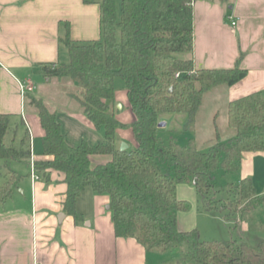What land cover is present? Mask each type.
I'll return each mask as SVG.
<instances>
[{
    "label": "trees",
    "instance_id": "16d2710c",
    "mask_svg": "<svg viewBox=\"0 0 264 264\" xmlns=\"http://www.w3.org/2000/svg\"><path fill=\"white\" fill-rule=\"evenodd\" d=\"M99 4L100 37L97 40L70 39L64 24L68 62L43 66L47 78H68L76 87L75 99L82 113L101 129L104 143L90 146L86 141L72 147L61 133L56 111L34 96H24L44 130L42 155L35 161L37 172L49 178L50 171L62 175L66 185L62 210L75 221L82 219L76 200L85 188L108 197L116 237L134 238L146 250L165 252L187 247L179 264H264V240L256 246L234 239L199 240L196 229L180 231L177 215L189 204L176 195L178 184H191L205 197L214 189V173H236L243 152H264V97L253 92L226 103L227 125L233 137L221 142L217 127L207 151L197 148L194 139L183 144L176 138L163 140L158 127L163 114H187L190 127L207 95L224 89L246 75L238 60L230 68H200L179 54L193 48L195 0H84ZM119 7V10H118ZM176 74L178 76L176 77ZM124 82V91L134 121L118 122L114 78ZM27 107V106H26ZM9 115L0 113V160L25 158L28 135L19 148L6 145ZM129 127L136 146L120 151L115 145L118 128ZM110 155L108 162L92 166L90 156ZM12 177H16L13 173ZM11 181L0 186V203L10 196ZM206 199V209L214 202ZM228 202H220L224 218L236 213L245 220L264 202L249 178L232 186Z\"/></svg>",
    "mask_w": 264,
    "mask_h": 264
},
{
    "label": "crops",
    "instance_id": "0c3cea01",
    "mask_svg": "<svg viewBox=\"0 0 264 264\" xmlns=\"http://www.w3.org/2000/svg\"><path fill=\"white\" fill-rule=\"evenodd\" d=\"M192 8L193 48L186 59L200 68H230L238 60L246 75L224 89L226 103L253 92L264 97V0H195ZM99 16L95 1L0 0V113L9 115L13 132V139L6 140V133L4 142L19 148L22 138L28 135L25 147L29 150L26 169H18L15 160L0 165V186L13 183L10 196L0 203V264H179L184 251L179 247L165 252L149 251L134 238L116 237L106 195L85 188L76 200L82 219L75 221L62 210L66 190L62 175L50 171L47 178L36 171L38 177L34 180L30 175V159L47 158L42 155L44 130L35 110L25 106L19 84L32 85L34 89L28 95L44 102L41 95L35 94L38 79L46 77L43 66L68 62L60 40L65 36L64 24L68 23L71 40H97ZM232 21L236 22L234 26ZM118 101L122 104L115 117L128 126L134 115L125 91L115 94V102ZM44 104L56 111L68 145L76 147L83 140L90 146L104 143L103 131L90 123L80 107L70 104L50 108L46 101ZM123 142L127 149L136 146L129 127L116 130L115 145L119 147ZM110 158L92 155L90 163H105ZM13 173L16 177H12ZM235 174L236 182L249 178L256 195L264 197V152H243ZM176 195L189 203L188 210L177 215L178 230H198L200 209L195 188L178 184ZM220 213L224 217L221 208ZM221 220L236 230L237 241L256 246L264 240V202L250 211L245 220L236 213Z\"/></svg>",
    "mask_w": 264,
    "mask_h": 264
},
{
    "label": "rangeland",
    "instance_id": "374dc122",
    "mask_svg": "<svg viewBox=\"0 0 264 264\" xmlns=\"http://www.w3.org/2000/svg\"><path fill=\"white\" fill-rule=\"evenodd\" d=\"M117 6H119V0H117ZM179 56L181 58H186L187 53H181ZM47 79V77H40L38 79L39 81L37 83L35 94L41 95L50 108H65L70 104L72 107H80L75 99L67 97V93L78 96L77 87L68 78H63L60 82H56V78H50L49 81H46ZM114 91L117 96L121 95L124 91V82L119 76L114 78ZM224 93V87H219L216 88L213 93L207 95L202 108L190 127H185L186 123H188L187 114H163L160 119V122L165 123V125L161 127L162 132L160 134L163 140L173 137L176 138L179 143L184 144L188 138H192L199 150L207 151L211 146L215 135L214 125L217 127V132L219 133L221 142H226L228 139L233 137L234 131L227 125L226 101ZM121 104V101L116 103V110H120L118 105ZM26 106L28 107V105ZM11 123L10 118L6 140L13 139V132L10 129L12 125ZM17 124L20 127L19 121ZM99 159L101 160V158ZM15 161L18 163L16 165L18 169H26V157ZM3 163L4 162L0 160V165ZM102 163L99 162L97 164ZM97 164L93 163L92 166ZM0 169H2L1 166ZM236 179L235 173L217 171L214 173V189L205 197L196 193L195 198L197 200V208L200 209L196 221L198 224V230L196 231L198 233L199 240L226 241L231 240V238L234 240L238 238L236 230L232 229L233 227L226 225L224 221L221 220L224 217L220 213V202L223 200L225 203L228 202L227 197L232 193V186L237 183ZM180 196L181 195H179V197ZM205 198H209L210 200L212 199L214 202L213 204L215 209L213 207L212 212H209L210 209H207V211L204 210L206 209L205 205L207 202ZM219 216L221 218H219ZM186 247L187 246L184 243L179 246V248L183 250H185Z\"/></svg>",
    "mask_w": 264,
    "mask_h": 264
},
{
    "label": "built area",
    "instance_id": "2783aa9c",
    "mask_svg": "<svg viewBox=\"0 0 264 264\" xmlns=\"http://www.w3.org/2000/svg\"><path fill=\"white\" fill-rule=\"evenodd\" d=\"M192 5H193V3H192ZM235 24H236V22L232 21L231 25L234 26ZM177 76H178V74H176V77ZM19 89H20L21 96L24 97L27 93L32 92L34 87L32 85H27V84L20 83L19 84ZM29 169H30L31 178L33 180L37 179L38 176L36 175L35 161H34L33 158L30 159Z\"/></svg>",
    "mask_w": 264,
    "mask_h": 264
},
{
    "label": "water",
    "instance_id": "95a60500",
    "mask_svg": "<svg viewBox=\"0 0 264 264\" xmlns=\"http://www.w3.org/2000/svg\"><path fill=\"white\" fill-rule=\"evenodd\" d=\"M118 107L120 108V105H118ZM164 125H165L164 122H159V123H158V127H159V128L163 127ZM126 149H127V145H126L124 142L121 143V144H120V147H119V150H120V151H124V150H126ZM106 208L108 209L109 206H107ZM60 216H63V214H61ZM60 216H59V217H60Z\"/></svg>",
    "mask_w": 264,
    "mask_h": 264
}]
</instances>
